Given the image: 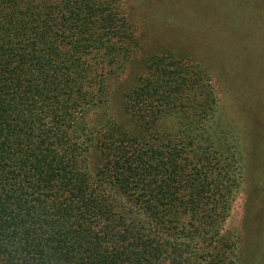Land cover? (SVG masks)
<instances>
[{
  "label": "trees",
  "instance_id": "1",
  "mask_svg": "<svg viewBox=\"0 0 264 264\" xmlns=\"http://www.w3.org/2000/svg\"><path fill=\"white\" fill-rule=\"evenodd\" d=\"M140 49L123 0H0V264L233 263L215 72Z\"/></svg>",
  "mask_w": 264,
  "mask_h": 264
},
{
  "label": "rangeland",
  "instance_id": "2",
  "mask_svg": "<svg viewBox=\"0 0 264 264\" xmlns=\"http://www.w3.org/2000/svg\"><path fill=\"white\" fill-rule=\"evenodd\" d=\"M123 3L140 36L137 55L167 45L197 58L208 72L214 70L210 78L217 107L208 125L230 137L225 138L236 150L239 167L222 229L232 241V264H264V8H257L264 0ZM253 3L257 7L249 10ZM126 74L109 80L106 99ZM104 109L92 106L85 119L99 118Z\"/></svg>",
  "mask_w": 264,
  "mask_h": 264
}]
</instances>
